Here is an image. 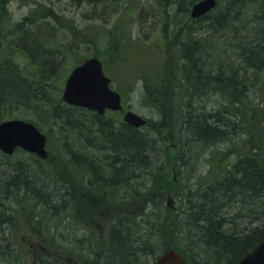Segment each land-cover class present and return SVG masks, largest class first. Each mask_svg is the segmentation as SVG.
<instances>
[{"label":"trees","instance_id":"trees-1","mask_svg":"<svg viewBox=\"0 0 264 264\" xmlns=\"http://www.w3.org/2000/svg\"><path fill=\"white\" fill-rule=\"evenodd\" d=\"M11 1L0 0V123L25 114L46 134L49 157L0 152V264H153L167 250L184 253L189 264H235L264 240V116L250 97L264 73V0H219L198 19L191 9L200 0H166L185 34L171 40L169 61L156 56L159 65L138 72L145 100L160 119L142 128L115 113L67 105L59 90L91 57L67 66L76 49L58 41L63 16L49 7L14 23ZM78 1L91 7L94 21L113 0ZM220 29L233 35L237 57L229 63L212 55L222 53L221 44L209 53L200 37ZM117 30L109 31L107 59L128 67L138 40L116 36ZM220 96L225 103L216 110ZM260 120L261 132L250 126ZM166 133L178 149L173 158ZM216 147L224 148L223 158L210 163L208 176L197 174L200 157ZM171 165L179 181L173 211L163 188ZM159 180L163 186L153 192ZM140 201L142 210L116 213L104 233L87 230L88 245L87 239L61 241L66 234L58 228H80V215L89 212L80 204L96 213ZM15 218L33 223L38 254L18 249Z\"/></svg>","mask_w":264,"mask_h":264},{"label":"rangeland","instance_id":"rangeland-1","mask_svg":"<svg viewBox=\"0 0 264 264\" xmlns=\"http://www.w3.org/2000/svg\"><path fill=\"white\" fill-rule=\"evenodd\" d=\"M113 1L109 2L108 7H104V4H102L97 14L99 20L94 21L88 18L89 15H91V7L86 3H80L78 0H12L9 5V11L12 14L13 22L18 23L25 17H28L31 13L34 14V11L44 12L49 9V7L53 8L55 12H57V15L59 14L63 16L61 19L62 24L60 25L62 33L60 34L58 41L63 43L65 47H68V45L71 44L76 49L75 52L72 53L71 60L67 61V66L69 63L82 62L88 57H98L103 62L108 61L110 71H106L107 75L113 79V87L119 89L123 93L126 110H132L151 120L153 124H156V122L160 120L159 114L155 108L147 104L144 97V84L143 81L138 80V72L150 71L156 64L159 65L156 61V56H158L162 62V58L169 61L171 59L170 57L175 55V48L171 47V40H175V42L179 41V38L185 34L181 25H177L179 22H182V20H179L181 18H178L176 22L173 20V12L171 11V8H167L168 2H166V0ZM115 7L119 10L116 11ZM35 17H37L36 14ZM90 25H94L93 28H91ZM115 28L118 29L115 32L116 36H124L126 38L132 37L133 40H138V42L131 48L132 64L128 67L124 66L122 63L116 64L107 59V57L112 54V52H109L108 54L106 52L109 43H111L109 31ZM201 33L202 35L200 37L207 41V47L210 48L211 46L210 49H207L209 53L214 52V46L218 48L220 44L222 45V53L212 54L218 62L223 61L229 63L230 61L236 60L237 52L231 46L233 38L232 34L223 31L222 29L218 30L216 33L213 31L208 32L207 30H203ZM213 41H216V43H213ZM144 49L146 50L142 53ZM125 51L126 49L124 48L123 52ZM129 53L130 51L127 52V54ZM160 68H163L162 63L160 64ZM64 72H66V70H64ZM64 86L65 83L62 84V88L59 90L61 97L64 93ZM250 97L253 103L252 107L259 111L262 109L263 112H261V116H264V73H261L257 78ZM221 99L222 97L216 99L217 105L218 103L219 105L225 103L222 102ZM219 105L215 108L216 110L219 108ZM250 108L251 107L249 106L248 109ZM125 112L126 111L115 113L114 116L119 120H123ZM107 114L110 116L111 112H108ZM17 119L28 120L29 118L21 113ZM260 125L261 120L258 123H252L250 126L259 130ZM262 125H264V122H262ZM261 135L264 136L262 133ZM261 135L256 136V138L263 139ZM166 139L167 143L170 145L171 158H173L178 154V149L172 146L173 143L171 144L168 133H166ZM245 141L248 142L247 137L241 140V144L243 142L245 143ZM237 144H239V142H237ZM222 149L224 148L216 147L211 149L207 154L202 155L199 159L200 161L202 160V162L200 164V161L197 163V168L199 167V171H196L197 174L199 173L201 176H208L212 168L210 163H218V161H220L219 159L223 158L224 152ZM176 174L175 166L171 165L164 177L167 184H165L166 186L163 188L167 187V199L170 198V207L172 211L177 207L176 197L179 181H177ZM162 186V182L159 180L155 184L153 192H157ZM143 204V201H140L131 204H120L118 206H107L103 208V211L96 213H93V208H88L87 206L85 207V205L80 204L84 209H90L89 212L80 215V221H78L80 222V228L75 226L74 231H71L72 228L67 226L58 228L59 234H66L65 236H62L61 241L63 239L66 240V237H68L69 241L73 239L76 241V238L85 241L87 239L85 245H88L89 234L86 233L87 230H93L97 234L104 233L108 228L109 219L116 213H134L142 210ZM45 225L48 226L47 229L52 227L49 226L48 223ZM12 227L14 231L13 238L17 243L16 245L18 246V249L32 254L34 253L35 255L38 254L41 246L39 237L33 230V223L28 219L24 220L21 218H15ZM66 259L70 263L74 262L69 257H66Z\"/></svg>","mask_w":264,"mask_h":264},{"label":"water","instance_id":"water-1","mask_svg":"<svg viewBox=\"0 0 264 264\" xmlns=\"http://www.w3.org/2000/svg\"><path fill=\"white\" fill-rule=\"evenodd\" d=\"M217 0H201L192 7L191 16L201 18L216 8ZM111 79L104 72L103 63L92 58L76 67L69 78L63 93V100L68 105L87 108L104 115L106 111H122V96L110 88ZM126 124L135 128L146 125V119L134 111H127L124 116ZM17 149L36 154L45 160L47 137L33 123L23 120H10L0 124V151L11 156ZM154 264H188L184 253L168 250L159 256ZM235 264H264V240L251 253L245 255Z\"/></svg>","mask_w":264,"mask_h":264}]
</instances>
